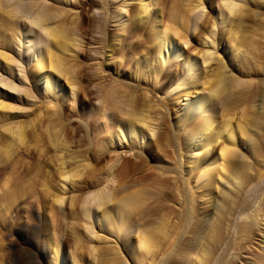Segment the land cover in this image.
Masks as SVG:
<instances>
[{"label":"bare ground","instance_id":"obj_1","mask_svg":"<svg viewBox=\"0 0 264 264\" xmlns=\"http://www.w3.org/2000/svg\"><path fill=\"white\" fill-rule=\"evenodd\" d=\"M45 1L26 0V14H22L18 11L17 1L0 0V167L11 165L21 150L43 152L47 139L54 148L59 179L57 184L50 179L43 180L42 184L51 206H60L63 210L64 227H52L41 220L35 209L26 214L24 223H19L16 212L10 213L7 226L0 227L2 236L8 240L3 246L0 239V264H86L88 256L92 259L88 264H168L171 253L184 242L181 230L193 223L194 209L197 211L201 204L209 201H213L211 206L214 208L223 209L230 199L235 205L231 210L236 214L248 206L244 199L248 195L246 192L253 188L250 184L259 179L257 167H251L254 173L251 168L252 173L245 171L251 151L254 157L259 144L264 143V130L260 129L263 131L260 134L258 129L260 121H264L263 105L260 110L253 108L251 111L252 97L259 85L255 89L251 86L252 77L241 81L233 73L229 74L228 70L232 69H228L225 57L218 53L225 50L232 53L231 56L248 57V53L252 58L256 56L258 40L254 35L263 33V37V26L259 25L260 28L256 26L257 22L256 25L248 22L250 19L254 22L258 12L248 5L249 0H220L217 12L205 14L203 21L198 23L199 7H205L202 0H175L167 10V24H163L157 17L155 0H104L108 7L106 11H111L110 15L105 12L99 21L103 36L96 40L108 49V54L103 61L97 62L94 74L83 72L84 84L81 85L79 74L85 67H80L78 62L80 68L75 69L76 48L80 44L74 30L76 21L75 27L69 22L72 9L66 7L76 0ZM151 17L156 22L151 24L153 34L149 38L142 31ZM194 18L195 30L191 26ZM255 19L257 21V17ZM113 20L115 31L110 40L107 27ZM253 25L260 28L258 35ZM130 28L136 34H142L144 48L154 50L153 59L147 58V52L135 56L138 54L133 48L134 41L121 34V30ZM194 31L195 35L202 36L200 48L195 46V50L188 48V37ZM114 43L129 46L135 55L129 58L122 54L120 60L113 57V52L120 50ZM178 58L182 60V78L173 80L169 91L176 93L183 103L182 109L173 111L180 118L174 122V132L181 130L184 134V157L188 161L180 162L183 166H179L176 159L152 166L140 153L143 145L151 143L155 151L162 150L161 141L167 129L163 127L164 115L168 113V106L166 100H160V103L156 101L158 98L154 99L156 103L152 100L155 91L150 96L147 83L167 74L165 65L171 67L173 60ZM14 63L19 67L24 63L23 70L18 68V75ZM131 64L135 66L132 72ZM111 66L116 68L115 74L110 71ZM132 78L146 82V87L139 91V83H133ZM17 82L27 84L20 90L22 95ZM65 83H68L67 87ZM92 83L94 88L90 87ZM240 84L244 87L238 89ZM80 92L84 95L83 103L69 108L68 99L78 97ZM58 96L61 100H57ZM65 101L63 108L61 103ZM52 102L56 103L58 112L42 129L39 125L43 113L41 106ZM52 107L49 104V108ZM57 113L66 116L60 117ZM75 113L82 115L86 122L81 125L74 120L72 123L76 125L71 127L68 122ZM76 147L83 151L76 154ZM108 158L113 160L106 166L104 161ZM101 163L103 168H100ZM251 163L253 161L247 164L250 166ZM2 167L0 175L5 168ZM193 171L198 175L194 173L196 178L191 182ZM149 193L158 196L152 198ZM4 194L2 202H9V191ZM221 201L225 204L220 205ZM218 213L224 214L220 210ZM212 215H206V220L196 216L199 223L195 225L207 227L203 235H214L223 226L228 227L225 226L226 216L215 217L211 222L215 214ZM261 216L264 220V203ZM258 219L251 215L249 227L259 226ZM77 221L83 222L85 227H75ZM100 231L103 235L114 236L115 246L111 243L101 246L99 242L85 244L86 241L106 240ZM41 232L47 234L41 237ZM130 232H136V241L127 237ZM19 236L22 244L18 241ZM262 242L264 248V239ZM175 255L179 260V254ZM238 262L244 264L241 260ZM243 262L264 264V251L254 259H243Z\"/></svg>","mask_w":264,"mask_h":264},{"label":"rangeland","instance_id":"obj_2","mask_svg":"<svg viewBox=\"0 0 264 264\" xmlns=\"http://www.w3.org/2000/svg\"><path fill=\"white\" fill-rule=\"evenodd\" d=\"M14 1L15 2L17 1V3H18V6H19L18 11L19 12L22 11L20 13L26 14V12H25L26 9L24 10V5H25L26 0H19V1L13 0V2ZM48 1L51 2V0H47L45 2H48ZM98 1L101 3L91 2L90 0H76V1H74V3L72 5H70V6L66 5L67 8L72 9L71 12L73 14H71V16H70L71 18H69V17L68 18L70 19L69 22H70V25L72 24V26H74V23L76 21V23H75L76 27L74 26L75 27L74 30L76 31L75 33L78 35V37L77 36H75V37H77L78 43L80 44V46L76 48L77 54H76L75 58L76 59L78 58V59H77V61L75 60V62L77 63V64H75V65H77V67H75V69L78 68L79 66L85 67L84 71H81L79 74L78 81L79 82L81 81V85L84 84V80H83V76H82L83 72H88L89 74H92V73L94 74L95 71H97V69L95 70V68L96 67L98 68L97 62H99V60L103 61L105 59L104 56L108 54V49H105V47L102 45V43H100L101 41L96 40V39L102 38V36H103L102 35L103 34L102 29H100L99 25H98L99 21L100 22L102 21V19L104 18L103 16H104L105 12L106 13L109 12L107 15H110L111 10L108 9L107 10L108 12L106 11V9L108 7L104 4V2H103L104 0H98ZM173 1H175V0H155L156 10L158 12L157 17H158V19H160V21L163 24H167V21H168L167 19L169 16V14H168L169 10L168 9L170 8V5H172L171 2H173ZM219 1L220 0H202V3L204 4L205 7H204V9L202 8L203 6L199 7L201 9L199 10L200 13L197 14V16H200V17H197L198 23H201L203 21L205 14L208 13L210 15V13L214 14L217 12V10H218V3L217 2H219ZM249 1L250 2L248 3V5H251V8L253 10L257 11L258 13L257 12L256 13L260 14V15L256 16L257 15L256 14L254 16L255 18L257 17V21L254 18V22L251 21V19H250L248 23H252V24L255 23V25H256V22H257L256 26H259V25L263 26V28H261L259 26L261 28V30L263 29L262 30V32H263L264 31V20H263L264 19V0H249ZM103 4H104V6H103ZM255 6H257V7H255ZM199 11H197V12H199ZM28 15H30V14L28 13ZM92 15H94V18L92 17ZM193 15H195V12ZM73 16H74V19H73ZM92 18H93V20H92ZM155 20L156 19L154 17H151L149 23H147L144 26V30L142 31V33H144L149 38H151L152 34H153V29L151 28V24L156 22ZM71 22H73V23H71ZM194 22H195V18L193 19V22L191 25L192 28L194 26L193 30H195V23ZM112 23L114 24L116 22H114V20L111 21V24L107 27V33L109 32V39L110 40L112 39V32L115 31ZM252 24H250V25H252ZM97 25H98V27H97ZM254 27L255 26L253 25V28ZM259 27H255V29L257 30L256 35H258L261 31ZM258 30H260V31L258 32ZM119 31H120V28H119ZM31 33L35 34L34 32H32V30H31ZM121 34H122V36H124V38L131 39L132 41H134L133 42V48L135 49V54H138V55H135L132 52L133 50L130 49L129 46L124 47V46H122L123 44H121V43L120 44L114 43V45H117L116 47H119L120 50L116 51V53L113 52V57L120 60L122 58V54H123V57L132 58L131 57L132 55H135V56L140 55L141 56L142 54L147 52L146 54H147V56H148L147 58L149 60L154 58V53H155L154 50L153 49H147V47L144 48L145 42L143 43L144 40L141 39L143 37V36H141L142 34L141 35L139 33L136 34V32L134 31L133 28L123 29V32L121 30ZM138 35H140V36H138ZM199 35L198 36L195 35V31L189 35L188 38L190 40L189 41L190 44H189L188 48L191 47L190 49H194V50H195V46H197L196 47L197 49L200 48L199 44L202 41L201 40L202 36L200 37ZM260 35L261 36H256V37L254 35V38L256 40H258L259 43L258 42L256 43L257 50L254 53L256 56L254 57L252 55L253 58L251 57V55L249 53H248V57H245V55L243 57L242 54H240L238 57V56H231L232 53L225 51V50L223 52L218 51V53H221V55L223 57H225V60L228 62V69H230V68L232 69V70H228L229 74L233 73L234 76L239 78L238 80H241V81L242 80L245 81L246 79L248 80V78L249 79L253 78L251 80V81H253L251 86L253 85L252 87H254L255 89H256V85H259V86H257V91L254 92V95H253L254 98L252 97V99H253L252 103H254L253 106H255V107L252 106L251 111H253V108L255 110H256V108L260 110L261 105H263L262 107L264 108V103H263L264 102V65H263V63H264V50H263L264 49V41H263L264 36L262 37L263 33H261ZM199 38H200V40H199ZM85 44H87V45L85 46ZM147 45H148V43H147ZM257 46H260V48ZM9 48L14 49V48H16V46L15 47L9 46ZM136 50H137V52H136ZM252 51H253V49H252ZM254 51H255V48H254ZM140 52H141V54H140ZM245 53L247 55V52H244L243 54H245ZM120 56H121V58H120ZM246 58H248V60H247V61H249L248 63L246 61ZM24 60L25 59H23V61ZM243 63L245 64L244 66H243ZM78 64H79V66H78ZM89 64H90V67H89ZM247 64L249 66H247ZM14 66H15L16 73L18 75V73H20L19 69L23 70L24 63H21V66H20L21 68L19 67V65H16L15 63H14ZM91 66H92V68H91ZM165 68L167 69V74L166 73H165V75L163 74L161 77H158L157 80L151 79L150 82L147 83V86L150 87L149 95L155 91L152 94L155 96V97L152 96L153 101H155L157 98H158L156 100L157 102H159L160 100L162 102L165 100L167 101V106H168L167 112L168 113L164 115V121H166V122L164 123L165 125H163V127H165V129L167 128L166 131L169 130V132H167L168 134H166V131H165L164 139L161 141V149L162 150H160V152L155 151V146H154V144L151 143L150 145H143L144 146V148L142 150L143 152H141L140 154L143 155V159L145 161L147 160L146 163L148 162L147 164L152 165V166L158 162H162V163L169 162L170 163V162H172L171 160L175 161V159H176L175 162H178L179 166H183L182 164L184 162H186V160L188 161V158L184 157V155H186L184 152L185 151L184 147L186 146V140H185L184 134L181 130L174 132V128H175L174 122H175V120L180 119V118L178 117L177 114H173L174 113L173 111H175V110L179 111L180 109H182L181 107H183V103H181L180 100L177 99L176 93H171V91H169L171 89V86H172V81L173 80L176 81L177 79L182 78V70H183L182 60L180 58H178L177 60L174 59L171 67L165 65ZM134 69H135V66L133 64H131L130 71L132 72V71H134ZM252 69H254L253 72H252ZM110 71L112 72V74H115L116 68L112 67L110 69ZM117 71H119L118 73H120V68L117 69ZM21 74H24V73L22 72ZM131 81L133 83L138 82V79L135 80L134 78H132ZM140 81L141 80H139V82H138L139 86H137L138 83L136 84L137 88H139V91H141L143 89V87H146V86H144L146 82H143V81L140 82ZM63 83H64V81H63ZM26 85L27 84H19L18 83L19 94L22 95L23 92L22 93H20V92L22 91L23 88L26 87ZM92 85H94V84L92 83L90 85V87H93ZM67 86H68V83H65V87H67ZM240 86H241V84L237 85L238 89H241ZM242 86L244 87L243 84H242ZM151 90H152V92H151ZM80 93L81 94L78 95V97L74 96V97H71L70 99H68L67 106L69 108H71V107L76 108L78 105H81L83 103L84 95L82 92H80ZM189 94H190V91H189ZM189 97H190V95H189ZM261 97H262V99H260ZM181 99H183V95L181 96ZM185 99L186 98H184V100ZM57 100H61V97L58 96ZM94 101H96V100H94ZM156 101H155V103H156ZM52 103H45V104H42V106H41V110L43 113H42L41 118L39 119V125L42 129L47 127L48 120L55 118V116H56L55 112H58L57 111L58 108H57L56 103L55 104L54 103L52 104ZM49 104L52 105L53 107L49 108ZM61 107H63V108L66 107V101L61 103ZM263 108H262V110H264ZM217 109H219V113H220V105ZM87 110H89V108H87ZM255 110H254V112H255ZM53 113H55V114H53ZM57 115H60V117L66 116V114L63 115V113H60V114L57 113ZM162 116H163V114H162ZM74 120L77 123H80L81 125H83L86 122L82 115L79 116L78 113L77 114L75 113L74 116L72 117V119L68 122L69 126L72 127L73 125H76V124L72 123ZM261 125H262V127L260 128ZM260 126L258 127V129L264 130V121H263V123H262V120L260 121ZM262 130H260L259 133L260 132L262 133L263 132ZM176 133H177V136H176ZM178 133H179V135H178ZM80 134H82V131H81V133L80 132L77 133V137H79ZM262 139H264V138H262ZM46 140L47 139H45V144H44V147H46V148L44 149V147H43V150H44L43 152L40 153L35 149H30L29 151L21 150L18 153V155L13 159V162L11 163V165L6 166V167L4 165H2L5 168L1 166L4 169L0 175L1 176L0 177V227H6L7 226L6 223L8 221L7 219L10 216V213L16 212V218L19 221V223H24L25 222L24 218H25L26 214H28L30 212H34V209H35V213H39V215L41 216V220L49 223L52 227H64V221L62 218L63 210L61 209L60 206H51L50 198L45 193L46 187L42 184L43 180H45V179H47V180L50 179V180H52V182L54 184L55 183L57 184L58 179H59L58 174H57L58 162H56L57 161L56 156H55V153L53 152L54 148L48 142V140L47 141ZM263 146H264L263 142L261 144H259V150L258 151L256 150V152H255L256 155L254 154V157L252 154L254 152L252 150L251 156L247 158L248 162L246 161L249 164L252 161H253V163H251L250 166L246 163V166H248V167H247V170H245V171H250V173H252L253 169L251 167H253V166L257 167L260 170L259 171V179L257 178V180H255L252 184H250V187L253 185V188H251L248 192H246L248 195H246L244 199H246L248 206L243 207L242 209L239 210V212H237L235 214L234 211L231 210L234 208L235 205L229 199V200H227V202H225L226 200L224 201L227 204L229 203L228 204L229 208L227 207V204L225 205V207L220 206V205H223V203H224L221 201V204L219 206H220V208L221 207H224V208L223 209H216V208H214V206H211L213 201H209L205 205L201 204L199 206V208H197V211H195V209H194L192 211V218L195 217L193 219V223H192L193 225L191 224L188 227H186L183 231L181 230V234H182V237L184 239V242H183V244L178 245V247L176 249L177 251H174L175 253L174 252L171 253L170 257L172 259L170 260L171 261L170 263L168 262V264H235V263L240 264L238 262V260H241L242 263L246 264L245 262H243V259H252V258L254 259V258L258 257L259 254L263 253L264 248H262V245H263L262 241L264 239V224H263L264 220L261 219L262 218L261 212L263 210V203H264V151H263L264 149H263ZM71 149H73V147ZM74 151H76V154H80L83 150L80 147H79V149H78V147H76V148H74ZM136 152H138V151L136 150ZM182 152H183V155H182ZM257 152L259 154H257ZM52 154H54V155H52ZM173 154H175V155H173ZM179 154H181V155H179ZM165 155H166V157H165ZM167 157H169V158H167ZM170 157H171V159H170ZM53 158H54V160H53ZM132 159L138 160V157L133 156ZM112 160H110L108 158V161L106 159V161H104V164L106 166H108V164H110L108 162H112ZM163 161H165V162H163ZM37 168H38V170H37ZM100 168H103V163H101ZM249 168H251L252 170H250ZM104 171H103V174L105 175ZM194 173L195 174L197 173L196 175H198V172H195V171H193V173L191 172L192 176L189 179V181L191 180V182H194V178H196ZM253 173H254V170H253ZM53 175L55 176V178ZM257 177H258V175H257ZM86 178H88V176H86ZM169 188H172V186ZM6 189H7V191H6ZM11 190H13V191H11ZM4 191L5 192L9 191V193H10L9 202H5V203L2 202L3 201L2 198L5 196ZM168 191L169 190L167 189V192ZM150 194L151 193H149V195ZM152 195L153 196L150 195L152 198L158 196L157 193H155V194L152 193ZM45 202H46V204H45ZM37 209H39V210H37ZM214 209H215V211L218 210V212L220 210V211H222V213L224 212V214L221 215L220 214L221 212L218 213L216 211L217 212V216H216V212L214 211ZM76 210L79 211V207H76ZM228 210H230V211H228ZM225 212H227V213H225ZM194 213L196 215H194ZM233 213H234V215H233ZM210 214H213L212 216H214V214H215V216L212 219H210L211 222L214 220L215 217L225 218L224 216H226L225 224H226V222H227V224L226 225L223 224V225H225V226L228 225V227H224L222 225L223 227L222 228L220 227L221 229H219V231H221V232L215 231L213 233L214 235H212V233H208V235L205 233V235H203L204 230H206L207 227L206 228L205 227L199 228V226H196L195 223L196 222L199 223L198 220H196V219L202 218V219L206 220L205 216L206 215L209 216ZM251 215L259 218L258 219V221H260L259 226H254V227L251 226V228L249 227V224H250L249 217ZM85 219H86V217H85ZM87 220L88 219H86V221ZM248 222H249V224H248ZM241 225H242V227H241ZM247 225H248L249 229H248V227H246ZM75 227H81L82 228V227H85V224L81 221L80 222L77 221V223H75ZM242 228H243V230H242ZM238 229H240L241 231H239ZM245 229H246V231H245ZM217 232H219V233L216 234ZM46 234L47 233L41 232V237H44ZM55 234H56V232H55ZM99 234L103 235V232L100 231ZM220 234H221V236H220ZM16 236H18V234ZM105 236H106V240L102 239L99 241L94 240V242L91 241L93 243L86 241L85 244L86 245L87 244L88 245L89 244H98V242H99V244H101V246L106 245V244H109V245L113 244L115 246V244H116V240L114 239L115 237L112 235L106 234V233H105V235H103V238ZM135 236H136V232H134V233L130 232V234L129 233L127 234V237L128 238L130 237V239L133 237L132 240H134V241H136ZM0 239L3 242V246H6L7 245L6 243L8 241L7 237H3L1 231H0ZM166 239H167V237H166ZM18 241L20 242V244L23 243V240L21 239L20 236L18 238ZM95 242H97V243H95ZM119 243H120V241H119ZM121 243H122V241H121ZM190 244H191V246H190ZM204 248L207 249L206 252L203 251ZM176 253H177V255L179 254V257H180L179 260L180 261L178 260V258L176 260V257H175ZM239 256L240 257L244 256V257L238 258ZM88 257L89 258H87V262H85L86 264H88L89 261H92V259H90L91 257L90 256H88ZM198 258L200 260L198 262H196L198 260Z\"/></svg>","mask_w":264,"mask_h":264}]
</instances>
